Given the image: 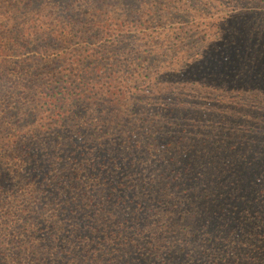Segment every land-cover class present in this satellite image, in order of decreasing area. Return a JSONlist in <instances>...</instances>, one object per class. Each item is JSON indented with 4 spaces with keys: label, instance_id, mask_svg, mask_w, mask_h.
<instances>
[{
    "label": "trees",
    "instance_id": "trees-1",
    "mask_svg": "<svg viewBox=\"0 0 264 264\" xmlns=\"http://www.w3.org/2000/svg\"><path fill=\"white\" fill-rule=\"evenodd\" d=\"M0 264H264V0H0Z\"/></svg>",
    "mask_w": 264,
    "mask_h": 264
}]
</instances>
